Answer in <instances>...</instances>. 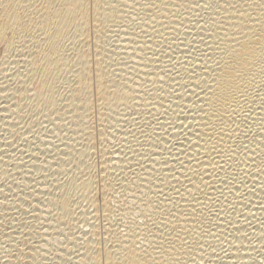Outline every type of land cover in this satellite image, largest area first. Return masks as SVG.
I'll use <instances>...</instances> for the list:
<instances>
[{
    "label": "bare ground",
    "instance_id": "obj_1",
    "mask_svg": "<svg viewBox=\"0 0 264 264\" xmlns=\"http://www.w3.org/2000/svg\"><path fill=\"white\" fill-rule=\"evenodd\" d=\"M0 45V264L66 227L72 264H264V0H0ZM42 112L86 121L54 143Z\"/></svg>",
    "mask_w": 264,
    "mask_h": 264
},
{
    "label": "rangeland",
    "instance_id": "obj_2",
    "mask_svg": "<svg viewBox=\"0 0 264 264\" xmlns=\"http://www.w3.org/2000/svg\"><path fill=\"white\" fill-rule=\"evenodd\" d=\"M108 34H109V33H108ZM109 35H110V34H109ZM114 36H115V35H114ZM109 37H111V36H109ZM115 37H116V36H115ZM111 38H112V37H111ZM112 40H113V39H112ZM112 42H113V41H112ZM110 44H111V43H110ZM110 47H112V46H110ZM110 47H109V48H110ZM111 54H112V53H111ZM3 55H4V48H3V46L0 45V58H1V59H0V76H1V77H2V75H1V69H2V67H3V65H4V62H5V61H4L5 55H4V56H3ZM1 61H2V62H1ZM1 65H2V66H1ZM4 66H6V65H4ZM19 66H20V65H19ZM0 80H1V79H0ZM13 85H14V84H13ZM13 85H12V86H13ZM14 86H15V85H14ZM14 86H13V89H12L11 91H10V90L5 91V93L7 92L5 96H7V94H11V95L13 96V97H12L11 95L9 96V97L11 98V99H10V102H11V103H9V105H11V106H9V109H11V111L9 110L10 112H8V113H10V114H11V113H14V109L16 108V107L14 108V106H19L20 104H18V103H22V104H21L22 106H23L24 104L26 105V102H25V101H27V100L24 98V97H25V96H24V95H25V94H24L25 92H23V93H22V92H19V91H20V87L18 88V87H14ZM14 89H16V91L19 92V93H17V92L15 93ZM17 89H18V90H17ZM20 93L23 94V95L21 94L22 97H21ZM18 94H19V95H18ZM12 98L14 99V101H13ZM23 102H24V103H23ZM0 105H3V103H1ZM25 105H24V106H25ZM4 112H5V111H4ZM6 112H7V111H6ZM46 113H48V118L50 117V118H49L50 120L47 118V116H44V117H46V118H44V120H43L44 123H47V122H49V123H54V122H55V123H54V126H55V127H53L52 124H48V123L45 124V125H47V126L44 125L43 121H41V120H42V116H43V115H46V114H45V112H42L41 114H39V116H37V114H36V116L34 115V117H33V118H35V119H34V120H35V123H38V122H39V124H36V125H35V128H34V129H36L37 131H35V130H34V131H35V133L37 132L36 135H38V137H39V134H38V133L40 132V135H41L40 138H43V137H45V135L47 134V133L45 134L44 131L47 129L45 132H48V129H49V132H48L49 134L46 135V136L48 137V139L50 138V140H51L52 142L55 141V140H56V141H59L58 139L61 138V137L64 135L63 132L66 134L67 137H68V135H74V132L78 131V130H77V129H78V126H77L78 123L81 122L82 120L86 121L85 119H83V117H80V116H75V117H73V118H69V117H71V116H69L68 118H64L65 120H64V119L58 120L57 118H55L56 114H53L52 112H51V113H50V112H46ZM5 114H6V113H5ZM3 115H4V114H2V115H0V116H3ZM40 116H41V118H40ZM12 117H13V116H12ZM38 117H39V118H38ZM56 117H57V116H56ZM2 118H3V117H2ZM37 118H38V119H37ZM36 119H37V122H36ZM46 119H48V121H47ZM51 119H52V120H51ZM16 120H17V119H16ZM39 120H40L41 122H40ZM53 120H54V121H53ZM55 120H56V121H55ZM63 120H64V121H63ZM18 121H20V120L18 119L16 122L18 123ZM45 121H46V122H45ZM57 121H59V122L57 123ZM60 121H61V122H60ZM65 121H66L67 123H65ZM63 122H64V123H63ZM17 123H16V124H17ZM61 123H62V124H61ZM18 124H19V125H18ZM18 124L16 125L17 127L19 126L18 129H16V130L18 131V133H17V131H15L14 135L10 138V140H11V141L14 143V145H16V146H18L17 144H20V142H21L20 140H21V138H22V137H21V136H22V135H21V134H22L21 132L24 131V127H22V126H23V123H20V122H19ZM40 124H41V125H40ZM63 124H64V125H63ZM20 125H21V127H20ZM39 125H40V128H38ZM42 125H43L45 128H44ZM70 125H71V126H70ZM64 126H65V127H64ZM42 127H43V128H42ZM62 127H64L65 130H64ZM76 127H77V128H76ZM19 128H23V130H21V131L19 132V130H20ZM56 128H57V129H56ZM60 128H61V129H60ZM68 128H69V130H68ZM44 129H45V130H44ZM53 129H54V130L56 129V130L54 131ZM66 129H67V130H66ZM39 130H41V131H39ZM43 130H44V131H43ZM52 130H53V132H52ZM57 130H58V131H57ZM59 130H61L62 133H61ZM73 130H74V131H73ZM75 130H76V131H75ZM50 131H51L52 133H51ZM41 132L43 133L44 136L42 135ZM59 132H60V133H59ZM67 132H69V133H67ZM26 133H28V132L26 131ZM70 133H71V134H70ZM29 134H32V133H29ZM52 134H55V135H52ZM59 134H60V135H59ZM62 134H63V135H62ZM58 135H59V136H58ZM49 136H50V137H49ZM52 136H53V137H52ZM54 136H55V138H54ZM19 137H20V138H19ZM57 137H59V138H57ZM56 138H57V139H56ZM19 139H20V140H19ZM52 139H54V140H52ZM16 141H17V142H16ZM56 141H55L54 143H57ZM79 142H80V141H79ZM15 143H16V144H15ZM37 143H39V142H37ZM79 144L81 145V142H80ZM21 146H22V145H21ZM23 146H24V145H23ZM23 150H24V149H23ZM38 150H39V149H37V150H35V151H36V153H37V155H38L39 157L41 156L40 159H42V160L44 159L45 161L48 162V160H47L48 158L46 157V155H45L43 152H42V153H39ZM50 150H51V149H50ZM72 150H74V149H72ZM24 151H25V150H24ZM16 152H17V151H15V153H16ZM25 152H26V151H25ZM25 152H24V154H26ZM52 152H53V151L51 150V152H49V154H50V153L52 154ZM38 153H39V154H38ZM17 155H18V156H17ZM17 155H16L17 157L21 156V152H20V154L17 152ZM16 156H15V157H16ZM42 157H43V158H42ZM48 157H49V156H48ZM72 157H74V155H72ZM46 158H47V159H46ZM19 159H20V157H19ZM44 160H43V161L40 160V162H41V165L45 167V165H46L47 162H45ZM16 161H18V160H16ZM20 161L22 162V159H20ZM18 162H19V161H18ZM42 162H43V163H42ZM20 164H21V163H20ZM10 167H12V166H10ZM20 167L22 168L21 170H20L19 168L16 169V171H15V170H12V171H13L12 174H14V175L10 174V175L8 176L10 179L8 178V180H6V181H8V182L6 183V185H7L6 187L9 188V189H7V191H6L7 193H9V194H8V195H9L8 197H11V196H10L11 191H12V192L15 191L14 193L16 194V192H17V193H18L17 196H18V195H19V196H18V197H17V196H12V197H16L17 200H18V202H19V199H20V200L23 199L22 197H24V199H26V198H25V197H26V194H22V193H24V192L26 191V189H27V187H28L27 185L25 186V183H27V179H26V178L30 177V175H31L34 179H35V178H36V179H41L40 177L38 178V175H40L41 173H38V175H37V173H36L35 171L33 172V170H32V166H29V167H28L27 170H29V171H26V168H27V167H25V172H24V170H23L24 167H22V165H21ZM49 169H50V168H49ZM51 169H52V172H51V171L48 172V171L46 170V171L48 172V174H49V175L47 176V177H48V178H47L48 181H46V182H49V183H48V184L46 183L45 186L42 184V186H44V188L47 187V188L50 189L51 191L55 192V191L53 190L52 186L54 187V185H55V184H54L55 181H56L58 178L60 179V177H63L65 174H63V173H62V174H59L60 177H59V176L57 177V176H55V175L57 174V173H55L56 170L54 171V168H53V167H52ZM17 170H18V173H17ZM19 170H20V171H19ZM31 170H32V173H33V174L30 172ZM14 171H15L16 173H15ZM22 171H23V173H21V176H18V175H19V172H22ZM46 171H44V172H46ZM53 171H54V173H53ZM26 172H28V174H27ZM10 173H11V172H10ZM29 173H30V175H29ZM35 173H36V174H35ZM64 173H65V172H64ZM23 174H24L25 176H22ZM51 174H52V175H51ZM62 175H63V176H62ZM10 176H11V177H10ZM15 176H16V177H15ZM50 176H54V177H50ZM55 177H56V178H55ZM11 178H15V179H11ZM16 178H17V179H16ZM22 178H23V180H22ZM50 178H51V179H54V180H53L54 182H53ZM10 180H11V181H10ZM24 180H25V181H24ZM50 180H51V181H50ZM9 181H10V182H9ZM19 181H20V182H19ZM21 181H23V185L21 184V183H22ZM28 181H29V180H28ZM12 182H13V183H12ZM32 182L35 184L36 180H35V181L32 180ZM15 183H17V185H16ZM33 183H31V184H33ZM38 183H39V182H38ZM38 183L35 184V185H37V187H38V185H40V184H38ZM14 184H15V185H14ZM18 184H19V185H18ZM31 184H29V182H28V185H31ZM53 184H54V185H53ZM9 185H10V186H9ZM21 186H22V187H21ZM18 187H19L20 189H19ZM49 187H50V188H49ZM11 189H12V190H11ZM15 189H16V190H15ZM22 189H23V190H22ZM24 189H25V190H24ZM30 189H32V188H30ZM10 190H11V191H10ZM17 190H19V191H17ZM27 190H28V189H27ZM9 191H10V192H9ZM22 191H24V192H22ZM28 191H29V190H28ZM37 192H38V191H37ZM14 193H13V194H14ZM20 193H21L22 195H20ZM35 193H36V192H35ZM39 193H40V192L36 193V196H34V197H36V198L39 197V196L41 195V193H40V194H39ZM43 193H45V196H46V197L52 195V194H47L48 192H46L45 190H44ZM43 193H42V194H43ZM38 194H39V195H38ZM23 195H24V196H23ZM47 195H48V196H47ZM21 196H22V197H21ZM32 198H33V197H32ZM36 198L34 199L33 202H36V203H37V200H38V199H36ZM38 201H39V200H38ZM20 202H21V201H20ZM22 202H24V201L22 200ZM46 202H47V201H46ZM37 204H38V203H37ZM45 204H46V203H45ZM43 205H44V204H43ZM43 205H42V206H43ZM17 206H19V205H17ZM46 206H48V205H46ZM46 206H43V207H46ZM4 207H5V205H4ZM43 207H42V208H43ZM46 208H48V207H46ZM47 210H48V209H47ZM26 211H27V210H26ZM49 211L51 212L52 210L49 209ZM22 212H23V211H21V210H18V211H17V215H19V216H17L18 219H20V215L22 214ZM18 213H19V214H18ZM23 215H24V217L26 216V214L24 213V214L21 215V217H22ZM49 215H50V214H49ZM47 216H48V214H47ZM24 217H22V218H24ZM15 218H16V217H15ZM44 218H46V219L40 218V219H41V220L39 219L40 222H39V220H38V222H36V219L33 220V221H35V222H33V224L37 225V223H42L41 221H43V220H45L46 222H48V223H50V224L52 223V221L55 222V219L53 220L54 217L52 218L51 215H50L49 217H44ZM51 218H52V219H51ZM50 219H51V222H49ZM47 220H49V221H47ZM18 221H19V220H18ZM45 221H43V222L46 223ZM54 222H53V223H54ZM76 224H77V223H76ZM77 225H78V224H77ZM62 227L65 228L66 226H65V227L62 226ZM66 228H67V227H66ZM66 228H65V230L63 229V231L61 230L60 232H62V233H63V232L67 233V232H66V231H67ZM50 231H51V230H50ZM75 231H76V230H75ZM62 233H60V236H59L60 238L57 237V238L59 239L58 244H55V243H57V241H56L57 238L54 237L56 240H55L54 238H50V242H49L50 245H48L47 250H49V248L51 249V247H53V246H51V245H53V244L56 245V246L54 245V247H53L54 249H55V247H58L59 244H60L59 246H61L62 248H65V249L61 250L62 253H60V254H57V255H56V254L53 253V254L50 255L51 258H52V257L55 258L56 261H58V262H56L55 259H53V258H52L51 260H52L53 262H54V261H55V262H54V263H53L52 261L49 262V261H48V260L50 259V256H49L48 259H47V258L44 259V260H45L44 262H45L46 264H52V263H53V264H55V263H57V264H58V263H59V264H61V263H62V264H67V263L72 264V262L69 261V259H67V255L65 254V252L68 251V250H66V247H67V246H69V247L73 246V241H72L73 239H70L71 237H69L68 234L66 235V234L64 233V235H63ZM65 235H66V236H65ZM63 237H64V238H63ZM68 237H69V239H68ZM52 239H53V240H52ZM61 239H62L64 242H62ZM51 240H52V241H51ZM79 240H80V239H79ZM53 242H54V243H53ZM51 243H52V244H51ZM71 243H72V244H71ZM62 244H63V246H62ZM70 245H71V246H70ZM50 246H51V247H50ZM63 251H64V252H63ZM61 254H63V255H61ZM59 255H60V256H59ZM65 255H66V256H65ZM56 256H57V257H56ZM69 256H71V255H69ZM63 258H65L66 260H65V259L63 260ZM61 260H62L63 262H62ZM67 260H68V261H67ZM51 262H52V263H51ZM60 262H61V263H60ZM64 262H66V263H64ZM35 264H37V263H35Z\"/></svg>",
    "mask_w": 264,
    "mask_h": 264
},
{
    "label": "snow or ice",
    "instance_id": "obj_3",
    "mask_svg": "<svg viewBox=\"0 0 264 264\" xmlns=\"http://www.w3.org/2000/svg\"><path fill=\"white\" fill-rule=\"evenodd\" d=\"M214 2L218 3L219 0H214ZM225 6H228V5H225ZM232 7H235V5H232ZM262 56H264V52H262ZM241 95H243V92H241ZM261 101L264 102V96H261L260 97ZM104 197H109V199H103V197L101 196H98L97 199L98 200H101L103 204L107 205L109 208H111L114 204V201H111V197L109 195V193L107 191L104 192L103 194ZM105 218H107L110 213L108 211H103L101 213ZM104 239H107V237H104ZM109 243H111V241H108Z\"/></svg>",
    "mask_w": 264,
    "mask_h": 264
}]
</instances>
